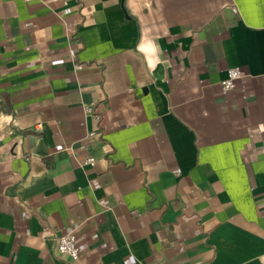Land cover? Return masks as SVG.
Returning <instances> with one entry per match:
<instances>
[{
    "label": "crops",
    "instance_id": "crops-1",
    "mask_svg": "<svg viewBox=\"0 0 264 264\" xmlns=\"http://www.w3.org/2000/svg\"><path fill=\"white\" fill-rule=\"evenodd\" d=\"M0 264H264V0H0Z\"/></svg>",
    "mask_w": 264,
    "mask_h": 264
},
{
    "label": "built area",
    "instance_id": "built-area-1",
    "mask_svg": "<svg viewBox=\"0 0 264 264\" xmlns=\"http://www.w3.org/2000/svg\"><path fill=\"white\" fill-rule=\"evenodd\" d=\"M241 76L242 73L240 69L235 68L229 70L226 78L221 83L223 89L226 91L234 89L236 80ZM85 109L88 115L98 117L93 113V106L85 107ZM90 135L93 136L94 133H91ZM81 164L84 166H92L95 164V159L93 157H88ZM58 250L60 253L69 256L73 261H77L80 256V249L76 235L73 232H70L60 236L58 241Z\"/></svg>",
    "mask_w": 264,
    "mask_h": 264
}]
</instances>
